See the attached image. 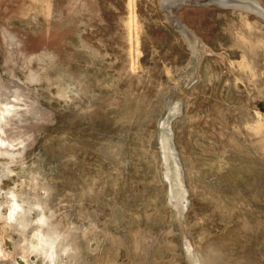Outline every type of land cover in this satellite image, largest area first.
<instances>
[{"label": "rangeland", "instance_id": "rangeland-1", "mask_svg": "<svg viewBox=\"0 0 264 264\" xmlns=\"http://www.w3.org/2000/svg\"><path fill=\"white\" fill-rule=\"evenodd\" d=\"M0 248L264 264V0H0Z\"/></svg>", "mask_w": 264, "mask_h": 264}, {"label": "bare ground", "instance_id": "bare-ground-1", "mask_svg": "<svg viewBox=\"0 0 264 264\" xmlns=\"http://www.w3.org/2000/svg\"><path fill=\"white\" fill-rule=\"evenodd\" d=\"M215 2H224V0H214ZM235 1V0H234ZM235 4V3H234ZM252 5V4H251ZM257 5V4H256ZM255 9V8H254ZM261 9V8H260ZM263 10V9H262ZM163 142V141H162ZM166 142V140H165ZM167 143V142H166ZM166 143H163L164 145V149H167L169 146L166 145ZM179 167V166H178ZM176 184V183H175ZM175 186V185H174ZM181 192V191H180ZM11 193V192H9ZM9 195V194H8ZM11 197H9V199H7V205H8V210L10 211V215H9V219H14V214L16 213V208H17V205L11 201L10 199ZM53 247V246H52ZM53 249V248H51ZM51 252V251H50ZM54 252V250H53ZM71 255V253H70ZM64 256V255H63ZM50 259H49V264H57V259L54 257V254L51 253L49 255ZM0 258H8V255L0 248ZM73 259V258H72ZM70 262V261H69Z\"/></svg>", "mask_w": 264, "mask_h": 264}, {"label": "water", "instance_id": "water-1", "mask_svg": "<svg viewBox=\"0 0 264 264\" xmlns=\"http://www.w3.org/2000/svg\"><path fill=\"white\" fill-rule=\"evenodd\" d=\"M209 1H211V2H215L214 0H208V2ZM217 3V2H216ZM180 4H184V3H180ZM182 26L180 25V28H181Z\"/></svg>", "mask_w": 264, "mask_h": 264}]
</instances>
